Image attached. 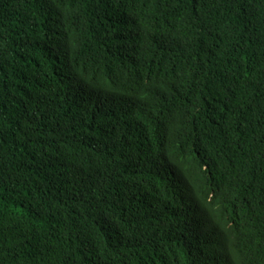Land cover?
<instances>
[{"label":"trees","instance_id":"1","mask_svg":"<svg viewBox=\"0 0 264 264\" xmlns=\"http://www.w3.org/2000/svg\"><path fill=\"white\" fill-rule=\"evenodd\" d=\"M0 264H264V0H0Z\"/></svg>","mask_w":264,"mask_h":264}]
</instances>
